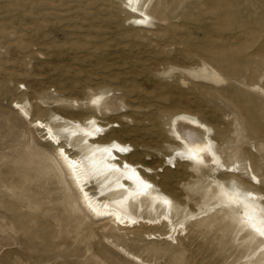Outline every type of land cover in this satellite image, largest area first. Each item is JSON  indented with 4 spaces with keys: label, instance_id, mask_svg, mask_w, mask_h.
<instances>
[{
    "label": "rangeland",
    "instance_id": "obj_1",
    "mask_svg": "<svg viewBox=\"0 0 264 264\" xmlns=\"http://www.w3.org/2000/svg\"><path fill=\"white\" fill-rule=\"evenodd\" d=\"M128 3L0 0V264H133L114 245L153 264H264L215 200L217 186L253 189L247 163L264 177V0H136L145 23ZM13 103L65 140L91 119L154 176L186 237L139 241L92 221ZM185 121L204 130L207 168L174 140Z\"/></svg>",
    "mask_w": 264,
    "mask_h": 264
},
{
    "label": "bare ground",
    "instance_id": "obj_2",
    "mask_svg": "<svg viewBox=\"0 0 264 264\" xmlns=\"http://www.w3.org/2000/svg\"><path fill=\"white\" fill-rule=\"evenodd\" d=\"M128 4V14L145 23L148 16L139 11L136 0ZM11 108L41 136V143L51 147L53 158L59 162V174H65V181L76 196V207L92 221L116 229L123 237L139 241L154 240L178 245L186 237L187 228L176 218L173 203L154 191L151 181L154 176L141 171L124 146L102 144L91 119L87 121L86 128L68 132L65 140L49 122L33 119L21 104L13 103ZM182 124L181 131L173 125L172 132L186 162L197 164L200 168L209 167L215 157L204 138L203 128L192 122ZM116 146L126 150L119 151ZM229 168L226 170L229 171ZM245 170L253 189L240 196L217 186L216 205L236 217L239 226L264 248V235H261L264 232V210L259 202L264 196L257 192L264 183V177L256 176L249 163ZM147 209L158 212V215L144 216ZM112 247L133 264H153L123 247Z\"/></svg>",
    "mask_w": 264,
    "mask_h": 264
},
{
    "label": "snow or ice",
    "instance_id": "obj_3",
    "mask_svg": "<svg viewBox=\"0 0 264 264\" xmlns=\"http://www.w3.org/2000/svg\"><path fill=\"white\" fill-rule=\"evenodd\" d=\"M134 2V0H129V3L131 4V3H133ZM133 11H135V9H132ZM117 147V150H119V151H125L126 149H121V148H119L118 146H116ZM261 235H264V232H261Z\"/></svg>",
    "mask_w": 264,
    "mask_h": 264
}]
</instances>
